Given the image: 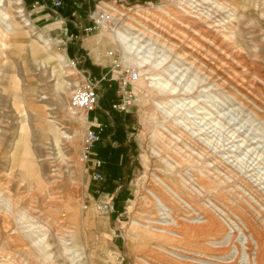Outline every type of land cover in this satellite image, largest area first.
<instances>
[{"label": "rangeland", "instance_id": "obj_1", "mask_svg": "<svg viewBox=\"0 0 264 264\" xmlns=\"http://www.w3.org/2000/svg\"><path fill=\"white\" fill-rule=\"evenodd\" d=\"M76 1L0 0V264H264V0H211L213 30L179 0ZM99 1L123 20L86 33ZM88 74L99 182L68 107Z\"/></svg>", "mask_w": 264, "mask_h": 264}, {"label": "built area", "instance_id": "obj_2", "mask_svg": "<svg viewBox=\"0 0 264 264\" xmlns=\"http://www.w3.org/2000/svg\"><path fill=\"white\" fill-rule=\"evenodd\" d=\"M91 1L92 0H78L74 2L73 16L75 17L77 13L83 12V6L89 4ZM48 2L53 9H60L63 6L62 0H48ZM120 7H122V5L118 6L115 2L113 4L104 3L102 1L95 3L93 10L89 11L87 15L89 22L85 25L86 27L83 28V31L86 33H93L101 29L119 26L123 20L124 14ZM79 26H82L80 22ZM3 29L4 26H0V31ZM71 64L73 67L75 66V62H71ZM118 66L119 63L115 62V67ZM139 78V72L133 68L125 70L124 73L117 78L116 86L118 95L121 98L112 101V109L122 111L126 108L132 95L130 89L139 81ZM104 80V76L96 79L88 74L80 84H77L68 102L69 110L83 114L82 122L86 124V129L79 153V159L84 164L89 165L94 180L98 182L104 179L102 170L105 166V160L100 158L97 153V143L99 141L101 125L97 122V119L92 113L95 111L99 102L98 87ZM97 209L103 214L112 213V197L105 196L99 201Z\"/></svg>", "mask_w": 264, "mask_h": 264}, {"label": "bare ground", "instance_id": "obj_3", "mask_svg": "<svg viewBox=\"0 0 264 264\" xmlns=\"http://www.w3.org/2000/svg\"><path fill=\"white\" fill-rule=\"evenodd\" d=\"M182 1V9H184V13H187L191 19H194L205 26H208L209 29H216L221 26H225L226 17L224 14L227 12L224 10L222 6L219 4L214 3L211 0H179ZM143 39L146 41H150L151 37L147 36L146 34L143 35ZM142 39V40H143ZM126 40H130L127 39ZM134 44V43H132Z\"/></svg>", "mask_w": 264, "mask_h": 264}, {"label": "crops", "instance_id": "obj_4", "mask_svg": "<svg viewBox=\"0 0 264 264\" xmlns=\"http://www.w3.org/2000/svg\"><path fill=\"white\" fill-rule=\"evenodd\" d=\"M92 115H93V113H92Z\"/></svg>", "mask_w": 264, "mask_h": 264}]
</instances>
